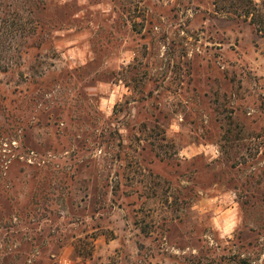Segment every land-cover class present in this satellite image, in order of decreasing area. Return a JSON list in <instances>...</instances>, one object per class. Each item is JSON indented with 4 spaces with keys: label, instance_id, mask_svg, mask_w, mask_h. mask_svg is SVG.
Instances as JSON below:
<instances>
[{
    "label": "rangeland",
    "instance_id": "obj_1",
    "mask_svg": "<svg viewBox=\"0 0 264 264\" xmlns=\"http://www.w3.org/2000/svg\"><path fill=\"white\" fill-rule=\"evenodd\" d=\"M21 1L0 264H264V0Z\"/></svg>",
    "mask_w": 264,
    "mask_h": 264
},
{
    "label": "trees",
    "instance_id": "obj_2",
    "mask_svg": "<svg viewBox=\"0 0 264 264\" xmlns=\"http://www.w3.org/2000/svg\"><path fill=\"white\" fill-rule=\"evenodd\" d=\"M43 10L44 5L41 2L28 3L25 1L23 3L21 0H11V2L0 0V73L12 69L16 61L21 60L25 50L30 48L31 44L33 45L40 29V21L37 16L42 14ZM246 13L247 17H252V24L256 27L260 37L264 39L263 14ZM26 14H30L31 17H26ZM23 214V212L12 213L5 219L6 221H23ZM7 224L8 222L4 225L8 226ZM16 256L19 257L17 254Z\"/></svg>",
    "mask_w": 264,
    "mask_h": 264
}]
</instances>
